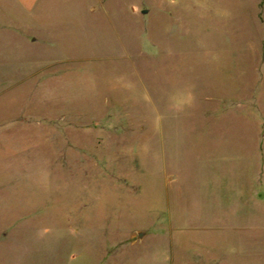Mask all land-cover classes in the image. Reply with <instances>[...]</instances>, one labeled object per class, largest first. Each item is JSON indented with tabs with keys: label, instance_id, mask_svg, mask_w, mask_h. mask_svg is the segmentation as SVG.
I'll use <instances>...</instances> for the list:
<instances>
[{
	"label": "rangeland",
	"instance_id": "1",
	"mask_svg": "<svg viewBox=\"0 0 264 264\" xmlns=\"http://www.w3.org/2000/svg\"><path fill=\"white\" fill-rule=\"evenodd\" d=\"M0 3V264H264V0Z\"/></svg>",
	"mask_w": 264,
	"mask_h": 264
},
{
	"label": "crops",
	"instance_id": "2",
	"mask_svg": "<svg viewBox=\"0 0 264 264\" xmlns=\"http://www.w3.org/2000/svg\"><path fill=\"white\" fill-rule=\"evenodd\" d=\"M1 2V0H0ZM33 2V0H3V3L4 5L9 9V8H12L15 5H18V6H28V5H31ZM1 5V3H0ZM7 11V10H6ZM10 11V10H9Z\"/></svg>",
	"mask_w": 264,
	"mask_h": 264
},
{
	"label": "water",
	"instance_id": "3",
	"mask_svg": "<svg viewBox=\"0 0 264 264\" xmlns=\"http://www.w3.org/2000/svg\"><path fill=\"white\" fill-rule=\"evenodd\" d=\"M142 13H146V11H143Z\"/></svg>",
	"mask_w": 264,
	"mask_h": 264
}]
</instances>
